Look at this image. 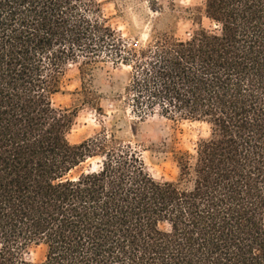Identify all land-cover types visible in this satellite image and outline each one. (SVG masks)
Masks as SVG:
<instances>
[{
    "label": "trees",
    "instance_id": "trees-1",
    "mask_svg": "<svg viewBox=\"0 0 264 264\" xmlns=\"http://www.w3.org/2000/svg\"><path fill=\"white\" fill-rule=\"evenodd\" d=\"M197 11L188 35L140 44L99 0H0V264H264V0ZM108 61L131 68L123 98L140 119L208 125L175 151L177 179L113 130L69 140L77 111L55 96L76 67L94 103ZM33 244L42 261L25 258Z\"/></svg>",
    "mask_w": 264,
    "mask_h": 264
},
{
    "label": "rangeland",
    "instance_id": "rangeland-1",
    "mask_svg": "<svg viewBox=\"0 0 264 264\" xmlns=\"http://www.w3.org/2000/svg\"><path fill=\"white\" fill-rule=\"evenodd\" d=\"M112 27L123 36L144 44L160 32H173L184 37L197 28L194 18L200 15L197 8L205 0H99ZM203 24L209 25L207 18ZM131 68L111 61L100 63L93 71L90 86L95 91V102L89 103L82 93V79L76 67L71 68L62 92L55 96L57 104L75 109L77 116L68 135L72 143H79L103 129L113 130L123 140L138 143L148 171L159 180H175L179 167L176 150L194 151L200 137L207 136L208 125L191 120H170L158 113L140 119L132 113L124 100L125 86ZM98 160H88L82 166ZM79 170L76 169V172ZM74 171V173H76ZM44 245H30L25 249L26 259L34 262L45 258Z\"/></svg>",
    "mask_w": 264,
    "mask_h": 264
}]
</instances>
